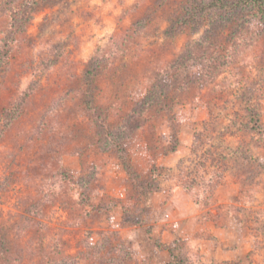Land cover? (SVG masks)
<instances>
[{"label": "clouds", "instance_id": "clouds-1", "mask_svg": "<svg viewBox=\"0 0 264 264\" xmlns=\"http://www.w3.org/2000/svg\"><path fill=\"white\" fill-rule=\"evenodd\" d=\"M63 2L36 17H55L44 36L31 46L24 36L12 42L16 57L0 84L22 101L0 131V178L19 173L0 190L8 264H170L178 256L184 264H264V89L257 84L251 101L260 105L255 130L241 127L247 113L238 101L258 75L264 34L238 31L177 67L185 37L165 49L166 21L135 27L151 0ZM90 62V103L104 109L105 129L129 103H144L159 78L169 86L170 103L158 112L145 105L121 145L126 162L112 143H99L95 108L81 106ZM129 170L152 186L133 192ZM94 206L98 219L88 215ZM125 209H135L136 223L123 221Z\"/></svg>", "mask_w": 264, "mask_h": 264}, {"label": "rangeland", "instance_id": "rangeland-1", "mask_svg": "<svg viewBox=\"0 0 264 264\" xmlns=\"http://www.w3.org/2000/svg\"><path fill=\"white\" fill-rule=\"evenodd\" d=\"M14 5L17 6L22 0H12ZM19 1V2H17ZM35 1V0H34ZM38 1V0H37ZM9 0H0V48L2 40L8 30L10 23V10L8 7ZM33 2V0H31ZM227 7L221 9L216 8L212 0H151L150 3L145 5L146 15L140 19L134 20L135 27L137 29L150 25L157 18L167 22V27L163 29L159 34L164 38V44L162 48H170L177 44L181 36L185 37V43L183 45V52L176 57V66L182 67L186 61L192 56L194 52L203 53L207 48L215 47L223 43L227 39H231L238 31L249 32L257 31L260 34H264V0H226ZM62 0H47L41 1L39 4L31 5L34 8L32 11V19L27 24L24 33L14 35V42L18 36H24L25 43L31 46L37 39L44 36L47 32L52 19L55 17H49L45 15L41 20L37 21L36 17L41 11L46 8H51L56 4H61ZM67 7V0H64L62 8ZM36 10V11H35ZM59 11V10H58ZM32 27L34 33L31 35L26 34V30ZM203 28V35L199 40H192V35ZM158 30V25L153 27V34ZM12 42L10 44L11 52L8 57L3 59L0 63V84L5 82V73L8 70L9 59H15L16 53L12 49ZM41 64H44V60H40ZM95 64L90 62L89 67L86 69L85 82L88 84V90L92 89V81L88 78L93 75ZM243 71V69H239ZM257 84L261 89H264V56L261 57L258 62V75L241 90V94L238 97V101L243 105L244 111L247 113V120L243 122L241 127L248 129L251 125V130H255L259 127L258 110L260 108L259 102L253 104L251 101L257 95ZM168 84L164 82L163 78L157 80V84L154 86L150 96L142 104L133 106L128 104V111L120 118L119 121L109 124L107 127L110 136L114 137L116 144L114 148L117 150V155L122 161H127L128 153L121 147L123 143L130 142L132 136L135 134V130L141 121V113L145 108V105L149 106L153 111L158 112L162 107L167 106L171 97L168 94ZM14 90L11 88H5L3 92H0V131L6 129L21 113L22 101H13L10 97ZM90 94L83 98L82 107L87 109L95 108V119L97 115H100L102 120L106 122V114L103 108L92 104L93 107L88 106L87 100ZM97 121V120H96ZM73 134L76 138L82 139L85 136V130L79 125L73 126ZM104 130L99 126L97 121L95 136L98 138L99 143L107 145L111 143L106 138L103 132ZM149 139H151V132H149ZM125 166L127 164L125 163ZM30 171H36V169H30ZM65 179H71L66 171L60 173ZM19 173H9L6 176L0 178V190L5 188L10 182H12ZM91 176H94V170L90 173L89 178H81V186L90 182ZM135 181V183H133ZM132 190L135 193H142L147 191L152 183L147 177H140L136 173L129 170V181ZM143 186L145 191L142 189ZM89 189L85 188L82 193V197L87 198ZM100 207L107 208V203L102 200ZM93 219L99 218V209L93 207L92 213L88 214ZM139 219L135 213V209H125L123 215V221L128 224L136 223ZM110 250V249H109ZM12 249L9 246L6 236H0V259H3L5 264H8L10 260V253ZM63 264V262H62ZM170 264H184L182 257H176Z\"/></svg>", "mask_w": 264, "mask_h": 264}, {"label": "trees", "instance_id": "trees-1", "mask_svg": "<svg viewBox=\"0 0 264 264\" xmlns=\"http://www.w3.org/2000/svg\"><path fill=\"white\" fill-rule=\"evenodd\" d=\"M41 1H47V0H38V1L33 0V2H31V0H22L20 2L17 1L19 2L17 6L14 5V2L12 0H9L8 7L10 10V23L8 30L2 40V45L0 48V63L3 61V59L9 56L11 52L10 44L13 41L14 35H17L19 33L21 34L24 33L27 24L29 23L30 19H32V11H34V8L30 7V4L31 5H35L37 3L39 4V2ZM212 2L216 8H221V9L227 7L228 5L226 0H212ZM90 100H91V95L87 100V104L88 106L93 107L92 103H90ZM96 120L98 121L99 126L104 130L103 132L106 135L108 141H110L113 144H116L114 137L110 136L107 128L105 129L103 127V124L105 122L102 120L100 115L96 116ZM139 187H142V189L145 191V188L143 186L140 185Z\"/></svg>", "mask_w": 264, "mask_h": 264}]
</instances>
